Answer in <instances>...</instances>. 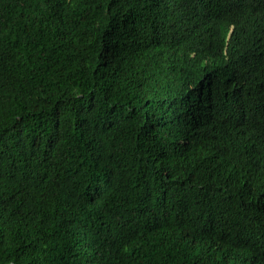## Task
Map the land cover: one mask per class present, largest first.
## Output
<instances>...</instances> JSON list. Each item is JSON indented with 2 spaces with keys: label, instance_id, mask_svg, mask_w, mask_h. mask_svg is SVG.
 I'll use <instances>...</instances> for the list:
<instances>
[{
  "label": "trees",
  "instance_id": "1",
  "mask_svg": "<svg viewBox=\"0 0 264 264\" xmlns=\"http://www.w3.org/2000/svg\"><path fill=\"white\" fill-rule=\"evenodd\" d=\"M226 1L0 0V264H264V5Z\"/></svg>",
  "mask_w": 264,
  "mask_h": 264
},
{
  "label": "clouds",
  "instance_id": "2",
  "mask_svg": "<svg viewBox=\"0 0 264 264\" xmlns=\"http://www.w3.org/2000/svg\"><path fill=\"white\" fill-rule=\"evenodd\" d=\"M262 3V5H264V0H260ZM232 5H233V1L232 0H227L224 4H223V8H222V10H223V15L226 17V18H229V19H231V20H233V19H235L236 18V16L234 15V13H233V11H232ZM258 8V7H257ZM231 11V13L229 14V15H225V13H226V11ZM243 14H247L248 16L250 15V13L249 12H246V13H241V17H242V15ZM231 33V32H230ZM229 33V34H230Z\"/></svg>",
  "mask_w": 264,
  "mask_h": 264
}]
</instances>
